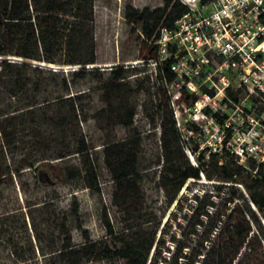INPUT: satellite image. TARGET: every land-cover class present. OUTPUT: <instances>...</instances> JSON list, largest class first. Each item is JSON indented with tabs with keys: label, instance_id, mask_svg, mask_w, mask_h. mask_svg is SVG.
I'll return each instance as SVG.
<instances>
[{
	"label": "rangeland",
	"instance_id": "374dc122",
	"mask_svg": "<svg viewBox=\"0 0 264 264\" xmlns=\"http://www.w3.org/2000/svg\"><path fill=\"white\" fill-rule=\"evenodd\" d=\"M168 1L95 0L96 63L85 66L89 74L84 66L62 63L69 58L65 41L53 52L55 63L0 56L27 67L23 92L0 87V113L18 109L9 114L13 141L1 163L14 169L25 157L32 165L0 188V264H51L47 253L67 237L80 245L85 234L106 241L113 253L119 243L109 227L113 235L135 233L143 251L151 242L145 264H264V212L249 199L245 173L236 183L204 174L188 179L170 202L171 165L160 173L165 149L159 124L168 110L160 106L154 72L134 64L163 20L144 19L134 28L124 17L129 8L164 7L174 17L178 0L167 7ZM116 65L129 68L118 81L110 73ZM31 101L37 104L25 107ZM60 154L66 156L56 158ZM43 161L60 166L64 178L56 180ZM127 170L132 174L121 176ZM32 247L35 260L10 255ZM110 259L125 264L113 254Z\"/></svg>",
	"mask_w": 264,
	"mask_h": 264
},
{
	"label": "built area",
	"instance_id": "2783aa9c",
	"mask_svg": "<svg viewBox=\"0 0 264 264\" xmlns=\"http://www.w3.org/2000/svg\"><path fill=\"white\" fill-rule=\"evenodd\" d=\"M178 2L186 11L158 27L154 56L134 64L154 72L193 167L214 158L257 174L264 165V0Z\"/></svg>",
	"mask_w": 264,
	"mask_h": 264
},
{
	"label": "trees",
	"instance_id": "16d2710c",
	"mask_svg": "<svg viewBox=\"0 0 264 264\" xmlns=\"http://www.w3.org/2000/svg\"><path fill=\"white\" fill-rule=\"evenodd\" d=\"M167 3V7L170 4ZM211 0H201V3H207ZM95 0H0V56L15 55L24 59L45 61L55 63L53 52L64 42L63 47L68 51V59L62 63L68 65L84 66L81 71H86L85 66L96 63L95 45L91 24L93 22V7ZM175 11L174 17L167 16L166 7L149 11H139L133 8L127 9L125 19L127 23L135 28L142 20L152 21L156 25L161 21L163 24L172 22L186 11L179 2L173 4ZM146 44V43H144ZM154 47L149 45L139 51L140 59H150L154 56ZM24 63H14L7 60L0 61V87L5 91L23 92L27 86L25 76L26 69ZM127 69L123 66H112L110 73L113 79L118 81L124 78ZM79 69L72 73V76L81 72ZM64 86L67 87V82ZM159 103L165 107L168 112L161 116L159 127L162 129L161 142L165 149L163 164L160 173L166 171V166L171 165L167 171L171 177L167 178V183L171 184L173 195L170 202L175 198L176 193L181 189L188 179H200V173L207 179L216 177L221 181L238 182V177L245 173V180L242 184L246 188L251 203L260 211L264 212V165L258 167L257 174L251 176V173L240 167L233 161L218 165L214 158L208 162L199 163L198 167H193L179 144V136L174 127L172 116L167 107V101L164 93L160 89ZM37 104L35 101L29 102L25 107H33ZM14 111L10 112H16ZM10 112L0 113V138L3 147L0 149V188L5 184L13 183V177L19 175L24 167H32L25 157L17 160V167L10 169L9 165L1 163L5 161L3 148L10 147L13 141V133L8 130L7 121L13 117ZM14 116V115H13ZM66 155L60 154L56 158L62 159ZM51 175L56 180L61 181L64 178V172L60 166L52 165L49 161H43ZM207 163V165H205ZM131 171L127 170L121 176H130ZM164 180V178H163ZM73 215L78 216V207L75 204L72 209ZM80 228V224L79 227ZM119 246L111 253L106 245V241H93L85 234L80 245H73L71 238L62 240V245L57 250L47 253L51 258V264H114L111 261V254L118 259L124 260L125 264H145L148 252L151 248V242L144 251L141 249L143 241L135 233L123 235H113L110 227L107 231ZM30 244L31 240H28ZM14 261L35 260L36 253L34 248L25 253L17 251L10 254ZM41 256L46 254L41 251ZM18 264V263H13Z\"/></svg>",
	"mask_w": 264,
	"mask_h": 264
}]
</instances>
